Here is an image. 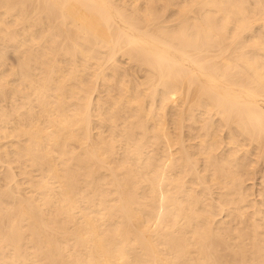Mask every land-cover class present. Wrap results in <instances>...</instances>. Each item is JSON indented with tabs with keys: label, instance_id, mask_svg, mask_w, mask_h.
<instances>
[{
	"label": "bare ground",
	"instance_id": "obj_1",
	"mask_svg": "<svg viewBox=\"0 0 264 264\" xmlns=\"http://www.w3.org/2000/svg\"><path fill=\"white\" fill-rule=\"evenodd\" d=\"M0 264H264V0H0Z\"/></svg>",
	"mask_w": 264,
	"mask_h": 264
},
{
	"label": "rangeland",
	"instance_id": "obj_2",
	"mask_svg": "<svg viewBox=\"0 0 264 264\" xmlns=\"http://www.w3.org/2000/svg\"><path fill=\"white\" fill-rule=\"evenodd\" d=\"M12 60V59H11Z\"/></svg>",
	"mask_w": 264,
	"mask_h": 264
}]
</instances>
